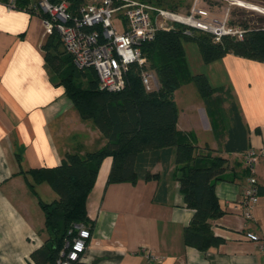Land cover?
Listing matches in <instances>:
<instances>
[{"label": "crops", "instance_id": "1", "mask_svg": "<svg viewBox=\"0 0 264 264\" xmlns=\"http://www.w3.org/2000/svg\"><path fill=\"white\" fill-rule=\"evenodd\" d=\"M50 34L36 10L0 2V264H35L33 253L49 240L39 201L49 204L59 196L28 172L57 167L67 153L86 156L106 144L95 123L81 119L64 88L52 84L42 50ZM190 49L191 55L185 47L190 71L204 74L214 88L231 90L248 129V150L264 152V63L228 54L205 64ZM192 84L174 93L177 128L195 136L200 152L209 147L228 161L224 180L216 184L225 214L212 222L222 243L206 252L185 244L184 230L194 211L174 178L173 154H161L153 165L148 157L135 184H108L113 158L106 157L88 198L92 237L78 264H148L150 254L158 258L150 264H264V249L246 237L253 233L264 242V158L256 165L260 196L248 221L242 207L248 150L218 152L222 146L203 99H185L179 92ZM146 173L160 179L146 181Z\"/></svg>", "mask_w": 264, "mask_h": 264}, {"label": "trees", "instance_id": "2", "mask_svg": "<svg viewBox=\"0 0 264 264\" xmlns=\"http://www.w3.org/2000/svg\"><path fill=\"white\" fill-rule=\"evenodd\" d=\"M12 1L15 9L35 12L31 0H0L9 6ZM55 1L68 2L73 15L78 14L84 3V0ZM139 1L175 13L181 9L189 13L191 9L187 0ZM257 1L264 3V0ZM218 5L216 2L210 7ZM230 25H235V22L231 21ZM241 26L246 30L242 41L233 36H223L216 42L214 35L199 31L189 36L185 34L187 28L179 24L170 30H159L152 41L141 46L147 68L155 73L158 83L157 90L152 92L144 88L137 65L131 66L126 74V86L122 91L101 90L95 70L77 69L72 57L62 50L58 32H51L42 46L50 80L55 86L64 88L83 120L95 123L106 144L86 156L67 153L57 167L28 172L35 183L49 184L59 196L53 203L39 201L49 240L33 253L35 264H58L59 260H64L62 253L68 252L66 243L72 240L76 227H87L92 232L87 203L106 157L113 158L108 184H135L142 178V168L148 157L154 158L153 165L161 159V154L168 157L173 154L174 178L180 184L186 206L194 211L184 230L185 244L206 252L222 243L212 231V222L225 214L216 194V184L224 180L228 161L214 155L209 147L205 148L207 153L200 152L195 136L178 130L174 93L193 83L204 101L215 137L222 146L218 152H246L249 148L248 129L231 90L214 88L204 74H193L185 51V43L193 42L205 64L216 62L228 54L264 63V20L261 19L254 27L247 23ZM86 76L91 78L85 87L81 78ZM144 179L159 180L160 176L146 173ZM30 187L35 192L34 186L30 184Z\"/></svg>", "mask_w": 264, "mask_h": 264}, {"label": "built area", "instance_id": "3", "mask_svg": "<svg viewBox=\"0 0 264 264\" xmlns=\"http://www.w3.org/2000/svg\"><path fill=\"white\" fill-rule=\"evenodd\" d=\"M34 9L41 14L43 24L50 32L60 35L63 49L69 54L77 69H93L97 73L99 88L109 92L122 91L126 86L125 76L131 66L140 68L141 80L148 92L157 90L154 72L148 70L147 60L141 46L152 41L159 30H170L176 24L186 27L185 34L194 31L209 33L219 42L223 36H233L242 41L246 30L230 25L229 14L218 19L208 9L202 8L200 0H195L187 14L175 13L139 0H98L81 6L73 15L69 3L55 0H34ZM118 3V5H116ZM15 9V3H10ZM123 21V30L115 25V20ZM264 158V152L250 150L244 158L249 170L247 185L243 194V216L252 219V210L258 203L260 187L256 178V165ZM87 227H76L71 241L66 243L68 252L62 253L64 260L58 264L80 262L91 240ZM249 241L264 249V242L253 233H247ZM158 258L148 255V264Z\"/></svg>", "mask_w": 264, "mask_h": 264}, {"label": "rangeland", "instance_id": "4", "mask_svg": "<svg viewBox=\"0 0 264 264\" xmlns=\"http://www.w3.org/2000/svg\"><path fill=\"white\" fill-rule=\"evenodd\" d=\"M95 1H98V0H84L83 5L88 4V3H92ZM194 1L195 0H187V2L191 4V7H192ZM240 1H243L244 3L243 4L241 3L240 5H238V2H240ZM216 2L219 3L217 9H215V7L212 6V8H214V11L216 12V15H213L210 12L211 15L214 16L215 18L221 19V18H223V16L225 14H229L230 22L231 21L235 22V25H233V26L244 29L241 26L242 23H247L250 26L254 27V26H257V24L260 22L261 19L264 20V3L260 2V1H257V0H237V2H236L234 0H200V3H201L200 5L202 8L208 9L209 11L210 10L213 11L211 9L210 5H212ZM231 2H232V4H231ZM34 4H35V1L31 0V5H34ZM116 5H118V3H116ZM253 5H255V6H253ZM223 7H225L224 10L222 9ZM179 11H180L179 13L187 14L186 9H181ZM115 25L118 28V30H120V31L123 30V21L121 19L115 20ZM190 45L193 47H191ZM185 47L187 48V53L189 55H191L193 53L190 48H193L194 53L197 52L201 58L199 49L195 43L186 42ZM62 50H63V48H62ZM86 77L81 78L82 85L85 87L87 86L88 79L91 78L89 76L87 78ZM179 92H180V94L183 95L182 97L185 99L195 97V96L200 98L199 93H198L195 85H193V84L189 87H186L185 89H181ZM83 121H85V120H83Z\"/></svg>", "mask_w": 264, "mask_h": 264}, {"label": "bare ground", "instance_id": "5", "mask_svg": "<svg viewBox=\"0 0 264 264\" xmlns=\"http://www.w3.org/2000/svg\"><path fill=\"white\" fill-rule=\"evenodd\" d=\"M241 3L240 2H238V5H240ZM243 4V3H242Z\"/></svg>", "mask_w": 264, "mask_h": 264}]
</instances>
